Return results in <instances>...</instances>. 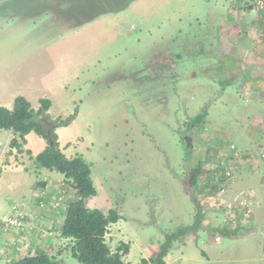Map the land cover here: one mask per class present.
<instances>
[{"label":"rangeland","instance_id":"374dc122","mask_svg":"<svg viewBox=\"0 0 264 264\" xmlns=\"http://www.w3.org/2000/svg\"><path fill=\"white\" fill-rule=\"evenodd\" d=\"M36 1H40L38 7L23 0H0V97H50L52 106L41 120H69L59 134L60 126L51 135L58 142L60 137L67 157L81 155L91 164L96 195L86 207L107 211L122 206L121 218L107 228L109 248L113 251L121 241L128 243L124 262L140 264L167 235L192 225L202 213V227L192 236L176 235L170 264H229L226 261L235 258L238 249L244 254L241 264H264V183L257 186L264 179V166L258 175L249 172L253 181L242 186L236 172L234 182L217 195L213 175L218 155L215 159V150H203L215 159L206 163L194 150V141L202 123L207 127L223 123L224 109L213 102L219 87L204 85L212 81L207 76H221L215 65L199 71L197 67L210 60H194L193 48L171 49L196 32L204 33V45L199 47L209 56L216 51L210 45H216L213 38L220 23L227 28L229 40L235 36L231 50L246 46L247 32L254 31L260 15L255 0H132L124 10L105 14L99 13V6H118L128 0H100V5L91 0L88 14L78 10L76 0H61L63 17L56 12L60 8L55 0ZM179 30L182 34L176 37ZM157 52L170 66H146ZM44 70L48 75L56 73V83L61 87L66 83L65 89L35 85L34 73ZM33 105L39 103L33 101ZM204 108V119L194 121ZM12 136L10 130H0V216L18 206L29 215L30 226L4 229L0 222V264L42 252L61 264H80L71 256V240L56 230L63 209L74 198L72 189L62 186L60 212L36 206L40 191H52L58 181L65 182L63 175L53 171L56 174L47 176L41 187L40 178L48 170L37 167L33 157L47 141L29 132L19 153L9 146ZM199 161L205 170L193 187L188 175ZM253 186L255 192L249 188ZM243 196L253 200L249 226L214 242L213 234L220 233L222 224V215L215 209ZM219 199L223 204H218ZM196 202L201 204L200 211ZM28 243L33 248L20 250V245ZM13 249L19 251L12 253Z\"/></svg>","mask_w":264,"mask_h":264},{"label":"trees","instance_id":"16d2710c","mask_svg":"<svg viewBox=\"0 0 264 264\" xmlns=\"http://www.w3.org/2000/svg\"><path fill=\"white\" fill-rule=\"evenodd\" d=\"M29 5H33L35 0H23ZM56 6L62 9L61 0H55ZM78 2V10L80 12H91V0H76ZM111 1V0H110ZM132 0H128L118 6H99L100 14L116 13L128 7ZM95 5H100V0H94ZM107 2V1H106ZM97 8V7H96ZM104 8V10H103ZM98 10V11H99ZM77 13V12H74ZM99 15V14H98ZM93 18L90 17V19ZM89 20L85 21L88 22ZM204 33H194L189 39L185 40L184 44H174L172 48L191 47L199 49V46L204 45ZM203 48H200L201 52ZM171 51V50H170ZM173 53L179 58L177 51ZM166 62V58L160 52L154 53L146 66L150 65L153 69H158L157 64H161L159 68L170 66ZM218 65L215 68L217 75H220L222 70ZM213 69V68H212ZM211 69V70H212ZM211 78L219 80L214 73ZM221 79V78H220ZM220 82H224L222 79ZM224 85H221V89ZM50 106L48 98L39 100V107L33 109L29 100L23 95L15 96L11 108L0 104V130H10L13 133L9 141V146L15 148L17 152H23L22 146L27 143L26 135L29 132H35L40 137L47 141L46 146L33 157L34 163L39 168H46L49 171H56L63 175V178L73 191V199L65 208L62 215L61 225L56 229L61 237L71 240L69 246L70 253L80 264H126L123 256L129 252V244L121 241L115 250H111L105 241V235L109 224L115 223L121 218V205L115 208H110L103 211L100 208H88L86 202L89 198L96 195L91 178L90 163H88L81 155L67 157L59 146L56 137L51 133L58 126H65L69 123L68 119H59L57 122L44 123L40 116L47 112ZM207 109L204 108V113L194 117V121H200L206 116ZM186 144L190 145V139L184 137ZM27 154H31V150H25ZM203 162H198L195 167L189 171L188 182L193 187L197 186L199 177L204 173ZM208 170V169H207ZM220 183L215 184L216 190L219 189ZM197 209L200 211L201 204L196 202ZM198 211V212H199ZM202 213L197 215L192 225L177 229V233L169 234L165 239L154 249L147 258H142L140 264H166L164 257L170 251L173 240L177 234H186L194 232L198 227H202ZM222 236L234 235L237 228H228L222 226L218 229ZM5 264H61L54 256L47 253H39L35 255H27L18 259H12Z\"/></svg>","mask_w":264,"mask_h":264},{"label":"crops","instance_id":"0c3cea01","mask_svg":"<svg viewBox=\"0 0 264 264\" xmlns=\"http://www.w3.org/2000/svg\"><path fill=\"white\" fill-rule=\"evenodd\" d=\"M39 3L40 1L35 0L33 5L38 7ZM257 11L260 13L258 22H255L253 25L255 26L254 31L251 30L247 32L248 40L245 41L246 46L243 45L237 48L234 46V49L231 50L233 47L232 40L235 36L229 40V35L226 31L227 28L222 25L223 23H220L219 27L217 26V30H219V32H216V36L213 38V42H216V45H210V47H212L210 50H213V48L216 50L213 51L215 54L212 53L209 56H206L207 54H204L202 51L200 52L194 48L192 51V53L196 54V58L194 60L199 61L205 59L206 57L210 60L206 65H199L197 67L199 71H208L213 68V65H215V68L220 65L219 67L222 69L220 71V75L224 82H220L221 79H212L209 75L207 77L212 81L207 82L204 85L219 87L218 92H215V97L218 98L213 102L219 104V106L224 109L225 113V116L222 117L223 123L214 122L209 127L202 123L203 126L202 130H200L201 132L196 134L197 140L194 141V150L200 156L201 160L206 163L210 160V163H212L216 159V155H218L219 151H225V146L228 142L234 143L244 153L241 160L247 161L244 167H240L237 171V178L239 179L238 185L240 184L239 186L249 184L253 181V179L248 177V173L250 172L254 175H258L264 166V162L259 159V154L264 151V11L258 9ZM56 12L58 15H62V17L65 14L63 9H58ZM181 34L182 31L179 30L176 37ZM199 54L200 56L198 57ZM201 56H204V58H200ZM44 71L45 72L43 73H34L36 81L35 85H49L54 86L55 88L65 89L66 83L64 84V87L59 85L60 82L56 83V73H50L48 75L46 74L48 70ZM195 77H199V75L194 76L193 78ZM48 78H50V80H48ZM12 82H16V79L12 80ZM195 82V80H192L191 83ZM196 83L199 84L198 82ZM221 85H224L223 89H221ZM23 96L29 100L33 109H37L39 107V105L34 106L33 101H37L39 103L41 98H48L50 100V106L46 113L49 112L52 106V100L50 97L34 96L31 94H23ZM220 97H223L225 100H222ZM14 98L15 96L0 97V104L11 108ZM62 127L63 126L57 128L58 134ZM58 140L60 144L59 146H61L60 137ZM206 149L209 151L215 150L212 152L215 159L209 158L203 153ZM202 153L204 154L203 156ZM56 173L49 170L44 173L45 176L40 178L42 180L40 182L41 187H45V178L47 176L55 175ZM261 180L262 183L257 184V186L263 185L264 179ZM249 188L255 192L257 187L253 186V188ZM192 232L182 234L184 235L182 238H185V235L192 236ZM27 246H29L28 248H33V244L28 243L27 245H20V250H24ZM39 246L43 245L39 244ZM18 251L19 249H13L11 252L17 253ZM238 251L240 252V249H238ZM239 252L236 254L235 258H230L226 262H229V264H241L244 262V258L242 257L244 254ZM169 255L170 252H168L164 257L166 264L172 263L168 260ZM249 260L253 261L254 259L252 258Z\"/></svg>","mask_w":264,"mask_h":264},{"label":"built area","instance_id":"2783aa9c","mask_svg":"<svg viewBox=\"0 0 264 264\" xmlns=\"http://www.w3.org/2000/svg\"><path fill=\"white\" fill-rule=\"evenodd\" d=\"M255 6L258 10L264 11V0H255ZM236 145L228 142L225 146V151L218 152V169L214 172V181L220 183L217 195H220L225 189V185L233 183L235 174L240 167H244L247 161L241 160L243 152ZM259 159L264 160V151L259 154ZM66 183L62 180L56 183L52 191L42 190L39 193L36 201V206L39 208L49 209L50 212H60L62 208V194L64 189L62 186ZM218 204H223L219 199ZM253 200L249 196H243L240 200H235L233 203L221 205L222 208L215 209L216 214L222 215V224L219 226H226L228 228L245 229L249 226L252 213ZM264 206V201H263ZM65 211V209H63ZM28 214L21 207L14 206L12 210H8L0 216V222H3L4 229L11 227L21 228L27 225L26 219ZM237 232L234 234L236 235ZM233 235V236H234ZM222 238L220 233L214 234V241L219 242Z\"/></svg>","mask_w":264,"mask_h":264},{"label":"clouds","instance_id":"9594fccd","mask_svg":"<svg viewBox=\"0 0 264 264\" xmlns=\"http://www.w3.org/2000/svg\"><path fill=\"white\" fill-rule=\"evenodd\" d=\"M233 236V235H232Z\"/></svg>","mask_w":264,"mask_h":264}]
</instances>
